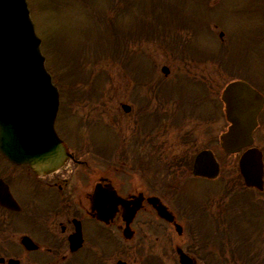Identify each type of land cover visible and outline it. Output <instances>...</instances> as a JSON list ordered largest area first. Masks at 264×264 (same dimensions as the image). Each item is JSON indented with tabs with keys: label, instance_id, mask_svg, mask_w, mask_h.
Segmentation results:
<instances>
[{
	"label": "rangeland",
	"instance_id": "1",
	"mask_svg": "<svg viewBox=\"0 0 264 264\" xmlns=\"http://www.w3.org/2000/svg\"><path fill=\"white\" fill-rule=\"evenodd\" d=\"M29 7L36 31L44 40L47 68L63 90L57 131L79 153L88 151L89 142L99 147L100 152L107 149L112 153V164H134L135 152L148 149L150 144L142 148L132 144L126 161L121 154L122 140L133 143L132 138L136 141L140 136L145 137V133L157 139L151 150L155 151V160L161 158L162 161L170 155H181L176 158L183 159L184 152L193 158L207 145L219 152V159V134L228 124L223 110L218 116H207L213 120L208 127L203 118L200 119L209 114L211 104L208 102L202 111L196 109L198 112L194 110L190 114L197 113L198 117L193 119L196 121L189 120L181 128L171 125L182 123L179 121L185 117L183 108L190 113L194 103L211 97L216 87L208 85L206 92L199 91L196 87L204 85L197 84L198 81L205 82L206 78L210 82L218 76V87L223 89L231 78L242 74L264 78V0H29ZM102 15L108 22L99 19ZM190 26L194 27L193 32L191 28L185 29ZM221 26L227 37L225 44L214 36L218 37ZM165 33L167 40H163ZM124 37L133 50L128 51L129 60L124 62L123 68L121 40ZM175 41L180 48L177 45L168 49L163 45ZM186 42L189 53L186 57L191 62L180 50ZM81 57L88 71H80L81 65L76 68L84 82L81 87H96L97 97L70 104L64 88L72 87L73 80L67 81L62 76L66 73L73 79L72 68ZM187 62L191 64L188 66ZM162 65L170 67L169 76L161 73ZM151 67L152 77L154 71L155 77L164 79L172 87L170 90L159 87L163 83L160 80L148 84L140 82L141 76H151V72L144 73ZM181 101L185 107L176 105ZM122 103L132 106L130 113L121 109ZM262 119L264 123V114ZM156 123L158 128L167 124L171 130L146 132ZM186 130H190V135ZM157 146L160 150H156ZM88 155L94 159L90 150ZM97 158L96 163H107V159ZM220 159L222 172L213 181L193 179L188 171L180 172L173 164L170 167L173 177L167 172L162 176L161 179L176 182L174 198L167 200V204L178 215L184 231L182 236L173 231L174 243L183 245L204 264H264V191L244 186L236 156L222 154ZM153 167L151 164L146 169ZM160 177L159 174L156 180ZM209 232L214 233L216 243L223 241L222 246L216 247L211 238L205 240V236H201L213 234ZM217 232L221 236L217 237ZM199 244L201 249H197ZM209 246L215 248L214 253ZM205 252L213 254V260L205 259Z\"/></svg>",
	"mask_w": 264,
	"mask_h": 264
},
{
	"label": "flooded vegetation",
	"instance_id": "2",
	"mask_svg": "<svg viewBox=\"0 0 264 264\" xmlns=\"http://www.w3.org/2000/svg\"><path fill=\"white\" fill-rule=\"evenodd\" d=\"M240 76L264 96V78ZM256 141L264 143V124L254 131L259 147ZM156 144L152 138L146 150ZM78 153L60 170L38 173L0 152V264H180L173 236L179 218L168 222L152 207L154 198L167 205L168 180L159 186L140 165L95 164Z\"/></svg>",
	"mask_w": 264,
	"mask_h": 264
},
{
	"label": "water",
	"instance_id": "3",
	"mask_svg": "<svg viewBox=\"0 0 264 264\" xmlns=\"http://www.w3.org/2000/svg\"><path fill=\"white\" fill-rule=\"evenodd\" d=\"M40 44L27 0H0V150L16 163L50 171L62 166L70 154L54 129L59 93L45 68ZM223 99L232 124L222 136V146L227 152H239L253 141L262 100L244 82L229 84ZM240 171L247 186L263 189L264 164L257 148L242 155ZM218 172L210 151L196 157L195 175L213 178ZM155 207L172 219L165 206ZM181 260L191 264L183 254Z\"/></svg>",
	"mask_w": 264,
	"mask_h": 264
},
{
	"label": "trees",
	"instance_id": "4",
	"mask_svg": "<svg viewBox=\"0 0 264 264\" xmlns=\"http://www.w3.org/2000/svg\"><path fill=\"white\" fill-rule=\"evenodd\" d=\"M74 71H75V70L72 71L73 79H72V78L69 79V81H72V80H73V86H72V87H75L74 78H76V75L74 74ZM78 80L83 81L81 78H78Z\"/></svg>",
	"mask_w": 264,
	"mask_h": 264
}]
</instances>
